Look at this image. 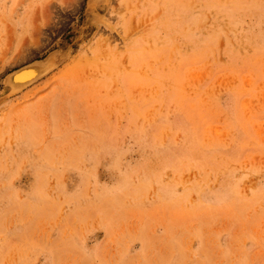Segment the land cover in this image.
I'll return each instance as SVG.
<instances>
[{"label":"rangeland","instance_id":"rangeland-1","mask_svg":"<svg viewBox=\"0 0 264 264\" xmlns=\"http://www.w3.org/2000/svg\"><path fill=\"white\" fill-rule=\"evenodd\" d=\"M96 2L0 0V264H264V0Z\"/></svg>","mask_w":264,"mask_h":264},{"label":"bare ground","instance_id":"bare-ground-1","mask_svg":"<svg viewBox=\"0 0 264 264\" xmlns=\"http://www.w3.org/2000/svg\"><path fill=\"white\" fill-rule=\"evenodd\" d=\"M96 1L97 0H90L91 7L95 6V4L97 3ZM183 5H185V4H183ZM188 35H191V34H188ZM51 63H52V59H48V60L43 61V62L31 63V64L21 68L20 70L12 73L8 78V84L11 87L10 92L11 93H17V92L23 91L24 89L28 88L30 85L34 84L37 80H39L42 76L46 75L50 71V69L52 68Z\"/></svg>","mask_w":264,"mask_h":264},{"label":"water","instance_id":"water-1","mask_svg":"<svg viewBox=\"0 0 264 264\" xmlns=\"http://www.w3.org/2000/svg\"><path fill=\"white\" fill-rule=\"evenodd\" d=\"M31 64V63H30ZM27 65H29V64H27ZM27 65H25V66H27ZM25 66H22V67H20V68H18L17 70H15L14 72H16V71H18V70H20L21 68H23V67H25ZM13 72V73H14Z\"/></svg>","mask_w":264,"mask_h":264}]
</instances>
